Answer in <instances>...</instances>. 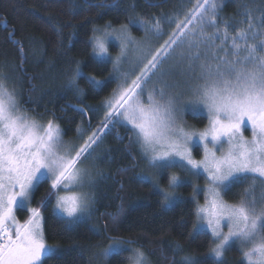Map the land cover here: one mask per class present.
Listing matches in <instances>:
<instances>
[{"label":"snow or ice","instance_id":"6c2138e0","mask_svg":"<svg viewBox=\"0 0 264 264\" xmlns=\"http://www.w3.org/2000/svg\"><path fill=\"white\" fill-rule=\"evenodd\" d=\"M188 2L191 8L174 18H162L170 29L174 25L167 33L159 18H129L130 24H138L157 40L167 35L158 47L134 40L125 27L114 34L110 24L102 36H94L93 50L106 56V40L114 35L120 46L114 64L129 63L130 67L121 72V82L105 101L98 129L86 139L78 129L83 141L79 145L64 142L54 118L39 122L29 115L16 87L9 88L7 77L0 76V264H46L47 259H61L60 249L46 243L41 208L51 205L55 197L57 218L69 228L92 215L95 180L82 165L103 136L117 127L130 133V144L138 146L140 156L155 170L154 176L140 174L137 181L162 195L165 206L179 202L175 189L185 182L171 175L164 190L159 176L180 168L189 177L204 178L203 188L192 189L193 199L204 194V203L195 209L193 232L210 231L214 245L210 251L219 264H224L232 243L240 244L246 264H264V16L257 25L248 9L244 20L231 23L220 15L223 4L217 0ZM237 24L246 27L237 29ZM130 52L134 53L131 61ZM78 77L93 90L103 87L101 80L83 71L79 61L68 86L82 92ZM186 94L190 99H185ZM201 106L207 110L208 125L198 132L187 129L183 114L197 118ZM245 131L251 136L246 137ZM194 137L202 145L200 159L189 146ZM44 183L48 191L40 207H32ZM236 188L240 191L233 202H227L224 196ZM17 212L28 216L21 222ZM109 239L104 256L133 243ZM133 252L129 260L145 264L144 252ZM184 264L196 261L186 256Z\"/></svg>","mask_w":264,"mask_h":264},{"label":"trees","instance_id":"16d2710c","mask_svg":"<svg viewBox=\"0 0 264 264\" xmlns=\"http://www.w3.org/2000/svg\"><path fill=\"white\" fill-rule=\"evenodd\" d=\"M217 3L223 4L220 15L231 23L244 20L248 9L257 25L264 16V0ZM191 6L188 0H0V72L10 77L22 108L38 121L54 118L66 137L79 128L97 130L105 112L102 101L114 88L115 79L111 60L96 56L93 50V29L109 24L136 29L130 17L174 18ZM162 24L168 25L163 20ZM110 49L115 51V45ZM77 61L85 73L102 81V89H91L79 77L76 83L82 92L68 86ZM192 120L199 127L206 122L202 115ZM126 133L123 128L121 138L114 133L107 138L111 149L99 165L102 175L91 216L69 228L57 218L52 203L41 208L45 240L61 247V259H47L46 264H100L99 252L110 237L133 241L130 244L145 251L154 264H184L186 256L196 264H219L210 254V232H193L196 203L190 182L179 187L174 207L165 206L162 195L137 181L144 159L138 146L133 144V148L130 141L127 145ZM45 186L35 194L33 202L38 207L46 195ZM239 191L233 189L224 198L233 202ZM127 255L122 249L101 263L125 264ZM223 260L224 264H245L235 245Z\"/></svg>","mask_w":264,"mask_h":264},{"label":"rangeland","instance_id":"374dc122","mask_svg":"<svg viewBox=\"0 0 264 264\" xmlns=\"http://www.w3.org/2000/svg\"><path fill=\"white\" fill-rule=\"evenodd\" d=\"M136 26V29H132V27L130 26H127V25H120L119 27H115V28H111V31H113V33H118L122 27H125L126 29V34L131 36L134 40L136 41H146L148 43H150V45L154 48V47H158L160 43L163 42L164 39H167V35H165L164 37H162L161 39L157 40L154 36H151L149 34H147L143 28H141L138 24H135ZM106 26L104 27H100L97 29V31L95 32L94 36H102L103 35V29L105 28ZM162 27L163 29L165 30V32L167 33L168 31L174 29V26L172 27V29L169 28V25L167 26H164L162 24ZM94 36L92 37V44H94ZM251 42V41H250ZM111 44L115 45V48L116 50L115 51H111L110 47H111ZM106 47L108 48V54L106 56H98L97 53L95 52L96 56L100 57V58H108L111 60V63H112V76L114 77L115 79V86L114 88L112 89V91L104 98V100L102 101V104L104 105L105 104V101L107 99H109L111 97V94L113 92L114 89L117 88L118 84L121 82V72L123 71H127L128 68L130 67V64L129 63H121L119 65H115L114 62L116 61V58L120 55V46H119V41L115 40V36H109L106 40ZM179 51V50H178ZM134 58V53H129V60L131 61L132 59ZM0 76H6L7 77V85L9 88H12L13 87V83L8 79L10 77H8L5 73L3 72H0ZM185 99H190V97L186 94L185 95ZM201 112H202V116H204L206 118V122H205V125L202 126V127H199L197 123L193 122L192 119H194L193 115L191 113H188V112H185L182 116V122L183 124L185 125V127L187 129H190V130H195V131H202L204 130V128L208 125V118H207V110L204 109L202 106H201ZM41 122V121H39ZM43 122H46V121H43ZM79 130L83 131L84 133V138L86 139L87 135L90 134V132L92 130H86V129H82V128H79ZM106 132L108 130H105ZM117 132H121L120 130L118 129H112L107 135H104L102 140L99 142L98 146H95V152L93 153V156L88 158L86 161H84L83 163V167L85 169H87L93 179L95 180V185H94V191L95 193H97V187L99 185V175H97V173H99V165L101 164V161L103 162V159L106 157V154L108 153V151L111 149L110 145L106 143L107 141V138H109V134H116ZM244 135L246 137H250L251 136V132L250 131H245L244 132ZM118 138V137H117ZM63 140L66 144H76V145H79L81 144L83 141L81 140L80 138V131H77L75 132L74 135L72 136H64L63 135ZM118 141V140H116ZM197 141V138L194 137L193 138V143L190 144L189 146L193 149V156L196 158V159H200L202 158V155H203V150H202V145H198L196 143ZM140 170H142V174H149V175H155V170L150 168L147 161L144 159L143 162L141 163V166H140ZM171 175H175V176H178L180 177V179L182 181H184L186 184H191V190L193 189V187H199V188H203L205 186V180L203 177H196V176H191L189 177L184 170L180 169V168H172V169H169L167 173L163 174L162 176H159L158 177V180H159V187L161 189H164V190H168L167 188V185H168V178L169 176ZM164 180H165V183H164ZM45 189H46V193L48 191V184L45 183ZM179 187H177L175 189V196L177 198H179ZM193 192V191H192ZM257 195L260 194V189H257ZM192 198H193V195H192ZM39 199V198H38ZM36 199V200H38ZM225 199V198H224ZM195 203H196V207L198 204H203L204 203V194L201 193L200 195L196 196L195 197ZM226 200V199H225ZM227 201V200H226ZM228 202V201H227ZM54 205H55V197H52V209L54 210ZM32 207H38V204H34V202L32 201V204H31ZM55 211V210H54ZM92 211V209H91ZM28 216V213L27 212H19L17 213V217L18 219L21 220V222L23 220H25ZM43 216V214H42ZM196 222H197V218H196ZM225 231H227V229H224ZM210 232V231H209ZM211 234V233H210ZM113 238V237H112ZM116 239H123L121 237H115ZM112 241L109 239L107 241V244L102 247L101 251L99 252V258L98 261H100V264H102L101 262L106 258V256H104L102 253H103V250L105 248H107L109 246V244L111 243ZM46 243L48 245H51L53 247H56L58 249H61L60 245L57 244V243H49L46 241ZM232 245H235L236 248H238V251L240 252V255H241V258L243 260V257H242V254H241V246L239 243H232L230 244V246L227 248V250L225 251V254L226 252L228 251V249L232 246ZM214 247V245L212 244L211 248ZM122 249H125L128 253L127 255V261L125 264H133V262L131 260H129V257L130 256H133L134 255V252L133 250H140L142 252H144V254L146 255L147 257V260L145 261V264H154V260L148 256V254L143 251L142 249L134 246V245H131V244H124L122 246ZM210 254L215 258V256L211 253L210 251ZM224 254V255H225ZM216 259V258H215ZM244 261V260H243ZM244 263L246 264V261H244Z\"/></svg>","mask_w":264,"mask_h":264},{"label":"flooded vegetation","instance_id":"af4514ba","mask_svg":"<svg viewBox=\"0 0 264 264\" xmlns=\"http://www.w3.org/2000/svg\"><path fill=\"white\" fill-rule=\"evenodd\" d=\"M124 127H117V128H115V129H118V130H120L121 131V129H123ZM121 132H117L116 134H113L114 136H115V138H121ZM126 135H127V141H126V143H127V145H128V143H129V139H128V136L130 135V133H126ZM132 145V147L134 148V146H133V144H131Z\"/></svg>","mask_w":264,"mask_h":264}]
</instances>
